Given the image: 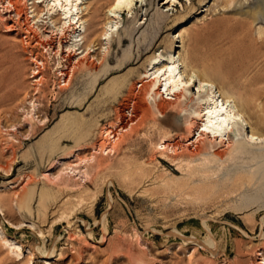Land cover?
Segmentation results:
<instances>
[{
  "label": "rangeland",
  "instance_id": "374dc122",
  "mask_svg": "<svg viewBox=\"0 0 264 264\" xmlns=\"http://www.w3.org/2000/svg\"><path fill=\"white\" fill-rule=\"evenodd\" d=\"M257 1L133 0L110 20L105 5L97 33L107 40L76 67L47 4L39 18L28 5L17 33L0 0V264L263 263L264 143L241 145V131L197 139V88L168 100L146 78L158 56L179 54L264 135ZM27 31L54 40L33 50L37 65Z\"/></svg>",
  "mask_w": 264,
  "mask_h": 264
},
{
  "label": "bare ground",
  "instance_id": "6f19581e",
  "mask_svg": "<svg viewBox=\"0 0 264 264\" xmlns=\"http://www.w3.org/2000/svg\"><path fill=\"white\" fill-rule=\"evenodd\" d=\"M132 1L133 0H114L109 5L104 4V0H3V2L1 3L4 4L3 8L6 11L7 30L16 31L17 33L20 32V27L18 28V24H20V18H22V15H25L23 13L28 11V5L31 6L29 7V9L32 10L31 13L34 14V17L39 18L38 14L40 15V12L44 11H40L38 4H47V6L45 5L48 8L46 13L47 17L45 18V20L52 21L55 25L58 24L60 26V29L62 30V33L57 38L58 45L60 46V44H62L61 39H63V32L67 30L69 34L66 38H68V40H70V42L72 43L70 49L66 52V54L62 53L63 58L67 62H72V60L75 59V61H77L76 67H79L83 63V59L87 60V58L91 56L90 53L93 52L91 51L93 47L97 46L102 41L104 42L107 40V35L109 32L108 30L106 32L104 31L103 35H98L97 33L99 22L98 19L101 18L100 13L101 11H103L102 9H104L105 5L106 8H108L109 12L115 13L114 15L107 14V16L109 15L108 20H110L111 18L118 19L120 17L117 15L121 14L124 11H127V9H129L130 5L132 4ZM262 7H264V5ZM262 7L261 0H258L252 7L253 20L256 22L257 20H260L261 23H264V8L262 9ZM13 15L15 17L14 20L12 17ZM157 15L161 16L162 18L166 17L163 12ZM9 21L11 22L10 24ZM23 24H25V22ZM117 24L118 23H116L115 25ZM82 25H84L85 31L78 35L77 30ZM21 31H23V28ZM262 31H260L259 34H263L264 32ZM180 37L181 36L179 35L178 38ZM24 40L25 44L27 45L25 49H27L31 56H33L34 49L38 47L51 48L53 47L54 42L53 37L50 35L47 44H43L38 41L33 36V34H30L29 31L24 33ZM37 61L41 62V59H39L38 56L34 55L33 62L35 63V65H37ZM71 69L67 67L65 70L60 71L61 76L63 78L69 76ZM40 71L41 70L38 67H36V69H33L31 78H36V76L41 75ZM147 75L148 77L146 78L150 79L149 81L151 82V90L154 92L157 91L156 93L161 94V96L163 94L167 95L168 100H186V95L188 96V94L194 88H197L195 94H193L194 97L190 99V101H193V99L196 100V102L194 101L196 103V111L194 112L195 121L193 123L192 129L195 131L197 139H199L200 137H211L214 141L219 140L220 142H222L229 140V136H232L235 131H241V133H243L245 137V140L241 142V145L264 143V135L258 134L257 131L249 126L242 110L237 106L232 105L234 103L232 99L225 93L219 92L218 88L214 86V84H212L209 79L198 76L195 71H193V73H189L188 71H186L183 67L179 54L176 55L175 53L168 57L158 56V58L155 59L153 63H151V67ZM36 79H34V81H36ZM41 81H38V83ZM262 95V99H264V92ZM167 117L170 122L176 127L181 126L178 115L171 113L167 115ZM129 124L126 123V125ZM107 137L108 136H106V138ZM118 139L116 140L118 141ZM257 264H264V259L263 263L259 262Z\"/></svg>",
  "mask_w": 264,
  "mask_h": 264
},
{
  "label": "built area",
  "instance_id": "2783aa9c",
  "mask_svg": "<svg viewBox=\"0 0 264 264\" xmlns=\"http://www.w3.org/2000/svg\"><path fill=\"white\" fill-rule=\"evenodd\" d=\"M124 113H125V118H124V122L123 123L126 124L132 118V109L131 108L126 109ZM128 123H130V122H128ZM122 127L123 126H121V128ZM121 128H119V129H121Z\"/></svg>",
  "mask_w": 264,
  "mask_h": 264
}]
</instances>
